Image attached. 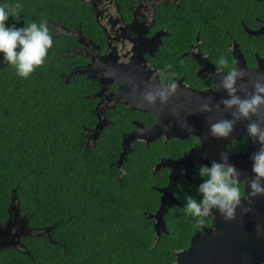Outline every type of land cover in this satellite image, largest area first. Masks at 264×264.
I'll return each mask as SVG.
<instances>
[{
	"label": "trees",
	"instance_id": "16d2710c",
	"mask_svg": "<svg viewBox=\"0 0 264 264\" xmlns=\"http://www.w3.org/2000/svg\"><path fill=\"white\" fill-rule=\"evenodd\" d=\"M245 1L223 0L221 5L208 6L196 3L192 11L199 13L183 18L184 36L178 39L186 47L181 50L187 49L195 30H202L213 55L225 56L232 63L225 34L231 26L229 19L235 11L237 16L243 12ZM23 5L18 27L42 19L33 0H23ZM238 24L234 32L240 31ZM241 40L245 52L247 46L249 62L254 61V50L262 53L261 39L245 34ZM62 43L54 39L47 62L28 79L17 77L14 68L0 63V223L8 219L15 197L13 202L20 203L19 210L27 214L32 227L51 226L54 240L67 235V248L33 234L25 237L30 255L5 248L0 250V264H170L175 249L186 247L202 226L185 215L183 207L186 195L199 198V165L190 180L181 175V204L168 210V232L158 238L154 220L147 214L159 206L161 194L154 185L166 181L168 169L155 173L154 166L161 157H179L192 142L162 137L149 145L134 141L118 167L122 133L132 126L135 112L118 105L111 113L114 117L109 115L112 123L94 143H88L85 131L98 122L97 102L91 97L97 85L79 73L64 77L75 65L72 60L76 56L59 58L57 47ZM172 62L177 69L185 64V58L172 53ZM137 116L154 120L150 113ZM206 221L209 219L205 218L204 224Z\"/></svg>",
	"mask_w": 264,
	"mask_h": 264
},
{
	"label": "flooded vegetation",
	"instance_id": "af4514ba",
	"mask_svg": "<svg viewBox=\"0 0 264 264\" xmlns=\"http://www.w3.org/2000/svg\"><path fill=\"white\" fill-rule=\"evenodd\" d=\"M33 1L38 4L41 17L48 21V27L53 38L57 39L59 42L64 41V43L59 44L57 47L59 58L63 56H76L72 60L75 65L64 77L68 79L74 70L80 69L81 72L79 74L86 75L93 83H96L97 89L91 97L95 98L97 102L96 114L98 121L102 120L104 123L110 125L112 121L109 115L113 113V110H115L118 105L122 104L128 106L131 111L135 112L132 126L122 133V143L124 138H127L133 131L142 133L156 126L158 124V117L154 112L132 108L126 103V98L124 96H121V99H119L117 93L120 91L122 94L124 88L121 86L120 80L118 82L115 78L116 73L119 75L121 72L130 71L134 73L133 80H136V77L141 76L143 73H153L157 75L159 81L163 84L170 78L175 81L183 80L185 85L197 91H208L217 86V83L210 79L209 73L211 65L214 67L212 72H216L215 61L219 57L213 55L214 53L209 48L207 38L205 36L202 37V30L194 31V39L189 41L187 49L183 51L181 47L184 48L186 45L181 43L178 38L184 36L185 29L183 27V18L187 17L190 13H199L192 11L196 3L201 2L207 6L214 3H219L221 5L223 0ZM235 1L236 0H234V2ZM255 1L261 2V4L255 5L253 2L246 0L244 2L245 7L243 12H240L237 16V11H235L234 17L231 20L229 19V24L231 26H228L229 29L226 30L225 35L227 37L226 50L232 55V63L231 60L227 58L231 63H229L230 67H237L234 54L238 49L243 54L246 64L250 69L258 67L257 57L261 59V61L264 60V0ZM226 12L227 8L224 10V13ZM237 24L240 31L234 32V28ZM256 30H262V32L260 34H250V31ZM245 34H247L249 38L261 39L260 47L262 53L254 50L255 60L251 62H249L246 57L247 46L244 45L246 52L242 47L244 43L241 38L244 37ZM245 40L248 41V37ZM172 53H176L178 59L185 58V64H182V67L175 69L176 63L172 62ZM167 65H172V68L168 69ZM171 73H175V76H170ZM98 92L100 95L95 97V94ZM138 113H150L154 116V120L138 117ZM111 116L114 117L112 114ZM93 130L94 129H88L85 131V135L88 136V143L95 142ZM161 137L166 139V141L181 139L179 137ZM186 139L191 140L192 145L186 149L183 154L199 146L201 143L199 136L194 134H191ZM134 141L144 142L146 145H149L142 136L136 137ZM134 141L131 142V146L124 147L122 145L123 150L127 152L130 151ZM247 143L248 139L246 134L242 136L241 140H233L226 144V149L233 154L241 153L247 147ZM182 155L179 157H174L172 155L161 157L160 159H178ZM164 168L168 169L166 172V181H162L161 185L155 184L154 186L165 187L169 183L170 169L168 167ZM159 170L155 171L154 169V172L157 173ZM182 174L185 175V171H181L179 181ZM179 181L178 187L180 189ZM241 184L243 186L242 191L244 192V183L242 182ZM180 192L175 193V197L178 200V194H180ZM160 194L161 197L162 193ZM175 205L179 204H174L172 207ZM251 206H253V202ZM10 214L16 223L19 222L20 217H28L27 214H22L20 210L9 211L8 218L11 216ZM207 218L209 219L208 222L206 221L207 224H203L199 229L195 230L192 237L196 233L200 238L204 237L207 234L205 229L209 228L212 234L217 233L218 229L213 225V218L210 216ZM7 220L0 224L4 225ZM29 226L34 230L33 233L20 236L18 239L19 242L11 248H15L30 255L25 237L33 234L54 241L59 244L63 250L67 248V243L64 242L67 235L61 234L58 239L54 240L51 238V226L49 227L50 232L46 231L48 229L45 227L37 228L32 227L30 224ZM155 235L158 238L156 233ZM72 237L77 236L75 235ZM191 239L186 247L175 249V258L170 264L175 262L176 253L190 246Z\"/></svg>",
	"mask_w": 264,
	"mask_h": 264
},
{
	"label": "water",
	"instance_id": "95a60500",
	"mask_svg": "<svg viewBox=\"0 0 264 264\" xmlns=\"http://www.w3.org/2000/svg\"><path fill=\"white\" fill-rule=\"evenodd\" d=\"M262 30L250 31V34H260ZM237 68L243 71V78L236 83L238 94L244 98L254 91V85L259 81L264 83V60L257 57L258 67L248 68L243 54L238 49L235 54ZM211 65L209 73L210 79L219 84L220 76L212 72ZM80 69L74 70L71 74L80 73ZM115 78L120 80L124 91L117 93L126 98L132 108L154 112L158 117V124L142 133L133 131L127 138H124L122 145L131 146V142L138 136L146 139L147 144L155 139L164 136L166 138L179 137L188 138L191 134L199 136L201 143L199 146L185 152L180 158L160 159L155 166V171L162 167L170 169L169 183L165 187L154 186L162 196L160 204L155 213L147 214L154 220V232L160 237L162 232L167 233L165 215L174 204H180L175 197V193L181 190L178 181L181 171H185L188 179L194 173L195 164H208L212 160H218L222 153L229 154V160L240 170L241 181L244 183V193H248L247 182L252 178L251 160L252 153L260 148V145L250 139L247 135L248 143L241 153H230L226 149V144L233 140H241L246 135L247 125L251 121H258L256 115L249 119H240L236 122L232 134L227 139H217L210 134V125L216 121L231 118V110L226 109L221 100L227 97V93L214 87L208 91H197L185 85L183 80L176 81L178 87L174 95H171L167 103L154 104L145 101V94L155 91L161 83L156 74H145L133 80L134 73L130 71L115 74ZM100 93H96L95 97ZM209 105L211 111H203L204 105ZM260 119H264V107L260 110ZM108 123L99 120L93 134L95 140L99 137L104 127ZM92 132V131H91ZM129 152V151H128ZM123 150L118 158V167H121L124 158L128 154ZM17 196V195H16ZM11 210H19L20 203L13 202ZM253 202V206L251 203ZM11 215V214H10ZM20 217V216H19ZM210 217L213 218V225L218 229L216 234L211 233V229H205L206 235L202 238L196 233L191 239V244L187 249L176 253L173 264H263L264 263V195L247 197L241 201V206L236 210V219L226 221L218 212L213 211ZM28 217H20L16 223L12 215L7 222L0 224V250L11 248L19 242V237L33 233L29 226ZM48 232L50 229L47 228Z\"/></svg>",
	"mask_w": 264,
	"mask_h": 264
},
{
	"label": "clouds",
	"instance_id": "9594fccd",
	"mask_svg": "<svg viewBox=\"0 0 264 264\" xmlns=\"http://www.w3.org/2000/svg\"><path fill=\"white\" fill-rule=\"evenodd\" d=\"M23 6V0H14L12 3L0 0V63L14 68L17 77L28 79L47 62L54 38L50 34L48 21L43 18L17 26ZM9 18L13 23L9 24ZM167 68L171 69L172 65H167ZM215 70L216 75L220 76L217 87L227 93L221 103L231 110V118L211 124L210 134L217 139H227L237 121L249 119L253 115L258 117V121H251L246 128L248 137L260 145L249 157L252 178L247 182V197L264 195V119H260V110L264 107V83L258 81L253 93L242 98L238 94L236 83L243 78V71L230 67L225 56H220L215 61ZM170 76H175V73ZM177 87L176 81L170 78L155 91L146 93L145 101L149 104H154L157 100L167 103ZM202 110L211 111V107L206 104ZM196 175L200 178V183L196 186L199 198L192 195L184 197L185 215L194 218L198 226L203 225L205 218L212 215L214 210L226 221L235 220L237 208L247 197L241 188L240 170L230 162L229 154L222 153L218 160L199 165Z\"/></svg>",
	"mask_w": 264,
	"mask_h": 264
},
{
	"label": "rangeland",
	"instance_id": "374dc122",
	"mask_svg": "<svg viewBox=\"0 0 264 264\" xmlns=\"http://www.w3.org/2000/svg\"><path fill=\"white\" fill-rule=\"evenodd\" d=\"M90 133V132H89Z\"/></svg>",
	"mask_w": 264,
	"mask_h": 264
}]
</instances>
